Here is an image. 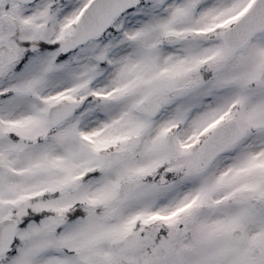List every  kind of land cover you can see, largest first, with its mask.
Segmentation results:
<instances>
[{
    "label": "snow or ice",
    "instance_id": "1",
    "mask_svg": "<svg viewBox=\"0 0 264 264\" xmlns=\"http://www.w3.org/2000/svg\"><path fill=\"white\" fill-rule=\"evenodd\" d=\"M0 264H264V0H0Z\"/></svg>",
    "mask_w": 264,
    "mask_h": 264
}]
</instances>
